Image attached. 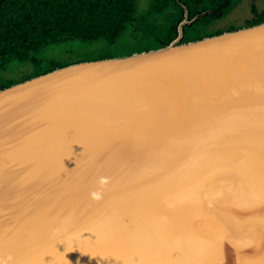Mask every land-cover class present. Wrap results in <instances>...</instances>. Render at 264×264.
Returning <instances> with one entry per match:
<instances>
[{
	"label": "water",
	"instance_id": "95a60500",
	"mask_svg": "<svg viewBox=\"0 0 264 264\" xmlns=\"http://www.w3.org/2000/svg\"><path fill=\"white\" fill-rule=\"evenodd\" d=\"M191 21L0 89V257L264 264V22L180 43Z\"/></svg>",
	"mask_w": 264,
	"mask_h": 264
},
{
	"label": "trees",
	"instance_id": "16d2710c",
	"mask_svg": "<svg viewBox=\"0 0 264 264\" xmlns=\"http://www.w3.org/2000/svg\"><path fill=\"white\" fill-rule=\"evenodd\" d=\"M145 1L0 0V72L12 62L34 67L31 74L17 80L0 75V89L72 63L167 46L178 37L186 16L192 21L183 26L180 43L242 28L214 29L215 22L229 15L242 0ZM251 10L252 17L243 27L264 22V10L256 3ZM74 42L96 43L95 50L78 58L49 51L70 52Z\"/></svg>",
	"mask_w": 264,
	"mask_h": 264
},
{
	"label": "rangeland",
	"instance_id": "374dc122",
	"mask_svg": "<svg viewBox=\"0 0 264 264\" xmlns=\"http://www.w3.org/2000/svg\"><path fill=\"white\" fill-rule=\"evenodd\" d=\"M145 0H140L141 4H144ZM253 3H256L260 10H264V0H242L241 3L226 17L221 18L215 22L214 29H228L231 27H243L246 24V21L252 17L251 6ZM74 45V46H73ZM82 45V46H80ZM96 43H80L74 42L71 45L74 49L69 51H64V49H47L45 51L58 52L64 57L78 58L81 56L89 55L90 50H95ZM68 48H70L68 46ZM42 53V52H41ZM34 70V67L31 63H20L12 62L10 66L5 70L0 72V75L6 78L20 79L23 76L29 75Z\"/></svg>",
	"mask_w": 264,
	"mask_h": 264
},
{
	"label": "clouds",
	"instance_id": "9594fccd",
	"mask_svg": "<svg viewBox=\"0 0 264 264\" xmlns=\"http://www.w3.org/2000/svg\"><path fill=\"white\" fill-rule=\"evenodd\" d=\"M101 183L103 184V183H106V178H101ZM92 196L94 197V198H99V193L98 192H93L92 193ZM0 264H13V262H12V257L11 256H9V257H7V258H4V257H0Z\"/></svg>",
	"mask_w": 264,
	"mask_h": 264
},
{
	"label": "bare ground",
	"instance_id": "6f19581e",
	"mask_svg": "<svg viewBox=\"0 0 264 264\" xmlns=\"http://www.w3.org/2000/svg\"><path fill=\"white\" fill-rule=\"evenodd\" d=\"M255 4V3H254Z\"/></svg>",
	"mask_w": 264,
	"mask_h": 264
}]
</instances>
